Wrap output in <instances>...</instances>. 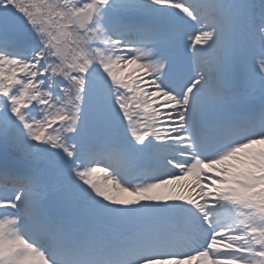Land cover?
Returning <instances> with one entry per match:
<instances>
[{
	"label": "snow or ice",
	"instance_id": "6c2138e0",
	"mask_svg": "<svg viewBox=\"0 0 264 264\" xmlns=\"http://www.w3.org/2000/svg\"><path fill=\"white\" fill-rule=\"evenodd\" d=\"M0 264H264V0H0Z\"/></svg>",
	"mask_w": 264,
	"mask_h": 264
}]
</instances>
